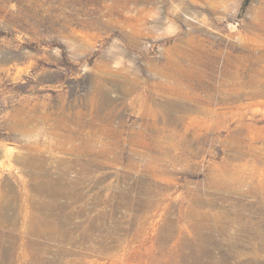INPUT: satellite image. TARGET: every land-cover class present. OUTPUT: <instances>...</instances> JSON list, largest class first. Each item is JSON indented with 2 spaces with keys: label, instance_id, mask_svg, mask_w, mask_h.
Returning a JSON list of instances; mask_svg holds the SVG:
<instances>
[{
  "label": "rangeland",
  "instance_id": "rangeland-1",
  "mask_svg": "<svg viewBox=\"0 0 264 264\" xmlns=\"http://www.w3.org/2000/svg\"><path fill=\"white\" fill-rule=\"evenodd\" d=\"M2 201L0 264H264V0H0Z\"/></svg>",
  "mask_w": 264,
  "mask_h": 264
},
{
  "label": "bare ground",
  "instance_id": "bare-ground-1",
  "mask_svg": "<svg viewBox=\"0 0 264 264\" xmlns=\"http://www.w3.org/2000/svg\"><path fill=\"white\" fill-rule=\"evenodd\" d=\"M31 120H32V119H31ZM29 121H30V120H29ZM29 121H28V122H29ZM39 122H40V121H39ZM27 124H28V123H26V125H27ZM23 125H24V123H23ZM32 126H33V125H32ZM36 126H37V125H36ZM29 128H30V127H29ZM32 128H33V127H32ZM33 129H34V128H33ZM34 135H36V134H34ZM37 148H39V147L37 146ZM29 149H31V148H29ZM78 150H79V149H78ZM78 150H77V151H78ZM12 152H13V150L11 151V153H12ZM74 153H76V151L73 152L72 154H74ZM76 154H81V153H76ZM79 160H80V159H79ZM79 160H78V161H79ZM74 161H75V160H74ZM76 161H77V160H76ZM36 162H37V161H36ZM36 162L32 163L30 166L33 167V166L35 165ZM37 165H38V163H37ZM39 165H40V166H38L39 168H40V167H43V162L40 161V162H39ZM40 184H41V183H40ZM45 184H46V183H45ZM58 185L61 186L62 184H61V183H58ZM46 188H47V187L43 188L42 193L45 192ZM54 188H58V189H52V188L50 187L51 191L61 193V189H60V187H54ZM56 195H57V193H53V196H56ZM9 204H10V203H9ZM10 205H11V204H10ZM6 208H7V205H5L4 202L2 201L1 204H0V211L3 210V209H6ZM4 213H6V211H5V212H4V211L0 212V216L5 217L6 219L11 218V217H7Z\"/></svg>",
  "mask_w": 264,
  "mask_h": 264
}]
</instances>
